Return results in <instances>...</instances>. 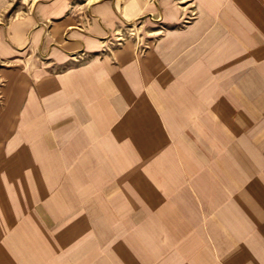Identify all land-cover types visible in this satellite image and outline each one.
Masks as SVG:
<instances>
[{
    "label": "crops",
    "instance_id": "crops-1",
    "mask_svg": "<svg viewBox=\"0 0 264 264\" xmlns=\"http://www.w3.org/2000/svg\"><path fill=\"white\" fill-rule=\"evenodd\" d=\"M193 3L0 26V264H264V0Z\"/></svg>",
    "mask_w": 264,
    "mask_h": 264
},
{
    "label": "rangeland",
    "instance_id": "rangeland-1",
    "mask_svg": "<svg viewBox=\"0 0 264 264\" xmlns=\"http://www.w3.org/2000/svg\"><path fill=\"white\" fill-rule=\"evenodd\" d=\"M3 1V0H2ZM5 7L0 11V26H7L9 22H11L14 19H17L21 16L25 15V11L28 10L29 5L34 1V0H4ZM41 1H46V0H35L36 3H39ZM77 3L79 4H84L88 5L89 7L96 5V0H76ZM98 1H106V0H97ZM107 1H112L113 3H118L122 2L123 0H107ZM179 6H184L186 7V12L188 11L190 6H193L194 0H175ZM146 3L149 4H154L156 0H145ZM3 3H0V6ZM188 13V12H187ZM187 13L184 16V21L190 20ZM190 14V13H189ZM92 14L90 12H85L84 16L90 19V16ZM191 16V15H190ZM60 17H52L48 20H46L47 23L50 21L59 19ZM143 18H137L133 20H121L118 23V26L116 27V32H114V35L109 34L104 38L103 42V48H116L121 46V43H124L126 41H134L137 46V51H142L143 48V42H145V34L146 30L144 29V26H141ZM85 60V57H84ZM11 62L5 61L0 65V67H12ZM2 84V80L0 79V85ZM45 178V176H44ZM48 180V179H45ZM52 183L53 186H57L61 184V174L58 172H55L52 174ZM49 180V181H51ZM17 192L19 191L18 189L16 190ZM74 189H60V188H53V189H43V192H47L49 194L53 193V196L55 197L57 195H61V192L66 193L68 195V192H72ZM38 211L42 212L40 208L37 209Z\"/></svg>",
    "mask_w": 264,
    "mask_h": 264
}]
</instances>
